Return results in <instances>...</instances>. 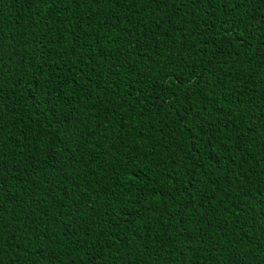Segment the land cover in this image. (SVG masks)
Here are the masks:
<instances>
[{
	"label": "trees",
	"instance_id": "16d2710c",
	"mask_svg": "<svg viewBox=\"0 0 264 264\" xmlns=\"http://www.w3.org/2000/svg\"><path fill=\"white\" fill-rule=\"evenodd\" d=\"M0 264H264V0H0Z\"/></svg>",
	"mask_w": 264,
	"mask_h": 264
}]
</instances>
